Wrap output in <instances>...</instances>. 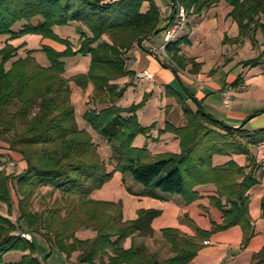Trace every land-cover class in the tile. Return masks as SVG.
I'll use <instances>...</instances> for the list:
<instances>
[{
  "label": "trees",
  "instance_id": "obj_1",
  "mask_svg": "<svg viewBox=\"0 0 264 264\" xmlns=\"http://www.w3.org/2000/svg\"><path fill=\"white\" fill-rule=\"evenodd\" d=\"M217 1L176 0L186 15L198 14ZM224 1L238 28L235 42L257 31L264 40V0ZM68 24L74 25L76 49L55 32ZM160 24L154 0H0V36L4 37L0 46V141L25 163L21 172L10 173L0 165V205L7 209V215L0 213V264H43L32 241L16 236V231L41 234L66 257L79 250V264H188L212 234L233 226L242 231L239 248L248 245L254 232L247 192L258 183L256 171L260 168L252 151L264 142V128H233L199 109L192 111L180 100L186 125L164 129L178 138L179 152L151 154L133 144L137 136L150 130L135 116L146 97L127 108L114 104L124 93L115 81L133 75L127 67V51L157 33ZM25 34L53 40L65 49L56 52L41 47L48 66L36 61L33 50L17 57L22 45L9 41ZM181 43L166 44L167 57L178 68L186 63L197 66L193 59L183 57ZM78 54L89 56L87 71L64 77L63 59ZM262 64L264 48L256 58L244 62L252 67ZM70 82L81 89L91 84L93 102L106 106L90 108L83 119L109 147L108 161L101 157L92 137L76 124ZM166 94L173 91L167 88ZM232 154L245 155L247 165H211L212 156ZM9 161L15 164L9 154H0V164L8 165ZM114 172L128 174L144 188V195L160 198L156 191L176 194L185 204L197 199V186L213 184L217 196L211 197L210 203L220 210L222 221L211 222L207 230L195 228L192 237L175 228L162 229L160 234L170 254L160 259L156 252L134 243L135 237L153 236L151 222L159 211L139 209L135 219L123 220L120 202L91 199V193L108 183ZM45 186L57 195L48 207L36 211L33 202ZM13 195L18 214L15 221L10 218ZM261 217L264 219V195ZM80 228L95 234L79 240L75 233ZM127 239L131 244L125 248ZM9 252L22 255L16 261L4 262ZM250 264H264V243Z\"/></svg>",
  "mask_w": 264,
  "mask_h": 264
},
{
  "label": "crops",
  "instance_id": "obj_2",
  "mask_svg": "<svg viewBox=\"0 0 264 264\" xmlns=\"http://www.w3.org/2000/svg\"><path fill=\"white\" fill-rule=\"evenodd\" d=\"M154 1L161 17L160 30L143 38L138 45L127 51V67L133 75L115 81L119 87L124 88L122 97L114 103L116 106L127 108L146 97L143 106L136 111L135 116L141 126L150 127V130L146 135L137 136L133 142L134 146L145 147L151 154L178 153V138L164 129L167 125L174 129L186 125L187 121L180 100L192 111L199 109L227 126L233 128L243 126L247 131L264 128V64L254 67L244 65V62L256 58L264 48L262 33L257 31L235 42L234 40L238 37V28L228 15L231 8L224 0H218L198 14L186 15L183 30L171 42L181 40L180 50L183 57L193 59L198 65L186 63L182 68H178L167 57L165 46L164 51L162 50L164 27L173 13L172 2L160 0L159 4V0ZM72 26L74 29V25ZM56 33L72 41L71 44L76 49L77 35L74 31L72 34ZM29 38L36 43V48L46 46L56 52H62L65 49L63 44L47 38L33 35ZM20 40H25V37ZM29 48L28 43H22V47L17 51V57L23 56ZM72 57L71 62L79 61L80 64L82 60L85 63L80 66L75 65L73 70L69 68L70 73H66L64 69L63 75L66 78L85 73L88 69L89 56L78 54ZM63 61L66 68L67 61L64 59ZM137 72L150 73L153 79L138 78ZM70 87V99L78 128L85 130L92 137L93 142L98 145L101 157L108 161L109 147L83 119L84 112L90 108L102 109L106 106L93 102L91 84L81 89L70 82ZM228 87L231 88L233 102L229 107H224L221 92ZM167 88L173 91L172 95L166 94ZM1 153L9 154L15 161L16 172L25 168L21 157L9 152L7 145L0 141ZM252 153L260 168L256 171L258 183L247 192L248 213L254 232L248 245L244 249L239 248L242 231L239 226H233L212 234L203 242L204 246L188 264H250L252 255L263 246L264 219L261 217V199L264 195V142L255 147ZM230 162L239 167L247 165L243 154L214 155L211 158V165L214 167H223ZM108 168L112 170L113 165L109 164ZM143 191L144 188L134 182L128 174L114 172L111 180L101 189L91 193L90 197L98 201L120 202L123 220L135 219L139 209L159 211L151 222L153 236L134 238L135 244L144 245L149 251L156 252L158 256L162 250L168 256L170 254L160 234L162 229L175 228L182 234L192 237L195 234V228L207 230L211 222L219 224L222 221L220 210L210 203V198L217 196L213 184L197 186L195 188L197 199L189 204H185L180 195L156 191L160 196L156 198L142 194ZM56 195L49 187H42L33 202V208L36 211L44 210ZM0 213L7 215V209L3 205H0ZM17 216L16 198L13 195L10 218L15 221ZM94 234L91 229L80 228L75 236L79 240H86L91 239ZM30 236L33 242V233H30ZM130 244L131 240L127 239L123 246L127 248ZM79 252V250L73 251L68 257L60 253V256L53 259L52 251H50L46 255V261H51L52 264H59V260L64 261L65 264H79L77 263ZM21 255V253L18 254L15 259L18 260Z\"/></svg>",
  "mask_w": 264,
  "mask_h": 264
},
{
  "label": "rangeland",
  "instance_id": "obj_3",
  "mask_svg": "<svg viewBox=\"0 0 264 264\" xmlns=\"http://www.w3.org/2000/svg\"><path fill=\"white\" fill-rule=\"evenodd\" d=\"M159 4H160V0L158 1ZM33 23H36V19L33 20ZM75 32V30L73 29V26L72 24H68L66 26H61V27H58L55 32H60V34H72V32ZM76 34V33H75ZM37 36V35H34V34H25L23 36H20L18 38H15L13 40H10L9 43L14 45V46H19V45H22V43H28L29 45V49L28 50H33L34 52L32 53V56L36 59V61L41 64L42 66H48L49 65V61L46 57V55L40 51L41 48H36V43H34L32 41V38L30 39L29 36ZM22 37H25V40H20ZM71 40H72V37H70ZM69 40V39H68ZM4 41V37L3 36H0V46L2 44V42ZM70 41V40H69ZM72 42V41H70ZM26 52V51H25ZM21 55H23V53H20ZM25 55V54H24ZM73 59V57H70V59H67L65 58L64 60L67 61L66 62V68L65 71L66 73H70V69L73 70V68H75L77 66H80V64H84L85 61H80V64L78 62H71V60ZM76 61V60H75ZM73 63V65H72ZM70 68V69H69ZM2 158V157H1ZM3 161V160H1ZM1 167H3L5 169L6 172H16V169L15 167L14 168H11L7 165V162L6 163H3V164H0ZM21 172V170L19 171ZM152 237V236H151ZM147 238V237H146ZM154 239H153V243H154ZM150 241H148L149 243ZM35 246V249H36V254L38 256V259L43 263V264H52V262H47L46 261V255L52 251V255H53V259H55L57 256H60V252H58L54 247L50 246L45 238L39 234V233H33V242H32ZM20 254L18 252H9L7 254L4 255L3 257V261L4 262H10V261H14L16 260L15 257ZM56 255V256H55ZM167 253H165L163 250L160 252V255H159V258H163V257H167ZM59 264H65L64 261H61L59 260Z\"/></svg>",
  "mask_w": 264,
  "mask_h": 264
},
{
  "label": "built area",
  "instance_id": "obj_4",
  "mask_svg": "<svg viewBox=\"0 0 264 264\" xmlns=\"http://www.w3.org/2000/svg\"><path fill=\"white\" fill-rule=\"evenodd\" d=\"M174 1L173 6V13L168 21L167 25L164 28V34H163V46L162 50L164 51V46L168 43H170L178 33H180L185 25L186 22V12L183 6L179 5L176 0ZM136 77L138 78H145L147 80H152L153 77L150 73L147 72H137ZM221 98H222V103L224 107H229L231 103L233 102V97L231 94V88H226L221 92ZM9 167L14 168L15 164L12 161L8 162ZM16 236H19L21 239L30 242L31 241V236L28 232L25 231H16L15 232Z\"/></svg>",
  "mask_w": 264,
  "mask_h": 264
},
{
  "label": "water",
  "instance_id": "obj_5",
  "mask_svg": "<svg viewBox=\"0 0 264 264\" xmlns=\"http://www.w3.org/2000/svg\"><path fill=\"white\" fill-rule=\"evenodd\" d=\"M171 2H172V5H174V1L173 0H171ZM170 20V19H169ZM165 28V27H164Z\"/></svg>",
  "mask_w": 264,
  "mask_h": 264
}]
</instances>
